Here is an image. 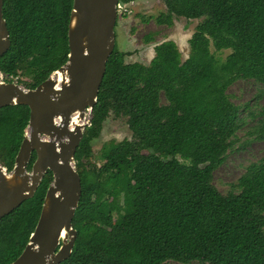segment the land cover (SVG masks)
<instances>
[{"label":"trees","instance_id":"trees-1","mask_svg":"<svg viewBox=\"0 0 264 264\" xmlns=\"http://www.w3.org/2000/svg\"><path fill=\"white\" fill-rule=\"evenodd\" d=\"M163 1L165 11L142 20L172 26L175 17L202 18L189 56L182 60L178 44L165 40L149 64L128 63L132 52L115 45L76 152L83 188L76 244L59 264H264V157L228 192L214 182L245 123L230 86L241 79L264 85V0ZM73 2L4 0L11 46L0 70L7 81L20 76L35 88L67 62ZM212 46L231 51L220 61ZM112 113L127 119L133 135L106 144L98 165L92 142ZM29 119L27 105L0 108V162L9 171ZM256 133L264 140V114ZM52 180L49 170L32 198L0 218V264L24 250Z\"/></svg>","mask_w":264,"mask_h":264},{"label":"water","instance_id":"water-1","mask_svg":"<svg viewBox=\"0 0 264 264\" xmlns=\"http://www.w3.org/2000/svg\"><path fill=\"white\" fill-rule=\"evenodd\" d=\"M119 0H74L69 22V58L35 88L5 80L0 70V108L27 105L30 119L14 168L0 162V218L32 198L47 171L53 180L41 214L20 256L10 264H59L77 239L73 219L82 196L76 152L91 126L94 107L116 45ZM11 46L0 0V57ZM85 123L74 124V117ZM37 158L28 170L33 153ZM14 177V180H10Z\"/></svg>","mask_w":264,"mask_h":264},{"label":"rangeland","instance_id":"rangeland-1","mask_svg":"<svg viewBox=\"0 0 264 264\" xmlns=\"http://www.w3.org/2000/svg\"><path fill=\"white\" fill-rule=\"evenodd\" d=\"M132 3L133 12L131 16L122 17L119 15L116 26V44L119 49L132 52L131 55L126 56V62L149 64L155 56L154 47L156 43L165 40H174L181 51L182 60L187 59L190 53L189 39L202 18L175 17L172 26H160L154 20L143 21L140 15H158L160 12L165 11L166 5L163 0H134ZM152 33L155 41L147 43L145 36ZM211 49L220 61H223L231 51V49L217 51L214 46ZM20 78L19 76V80ZM25 79L28 80L29 78L25 77ZM263 89L264 85L254 80L241 79L232 84L228 90L231 99L242 107L245 123L238 133L235 147L229 151L226 161L215 172L214 182L223 193L229 191L231 185L244 173L250 162L264 157V140L254 139L257 134L258 119L264 114ZM132 135L133 132L127 123V119L125 117H115L112 113L104 122L100 136L92 142L94 155L91 161H96L98 165H101L100 150L106 144L112 139H131ZM245 144L246 148H243ZM174 264L184 263L174 262ZM189 264L199 263L192 262Z\"/></svg>","mask_w":264,"mask_h":264},{"label":"built area","instance_id":"built-area-1","mask_svg":"<svg viewBox=\"0 0 264 264\" xmlns=\"http://www.w3.org/2000/svg\"><path fill=\"white\" fill-rule=\"evenodd\" d=\"M133 1L131 2H124V1H120L117 4V12H118V16H131L132 12H133ZM3 77L5 78L4 74L2 73ZM14 82H18L19 80V76H13L12 77ZM6 80V79H5Z\"/></svg>","mask_w":264,"mask_h":264},{"label":"bare ground","instance_id":"bare-ground-1","mask_svg":"<svg viewBox=\"0 0 264 264\" xmlns=\"http://www.w3.org/2000/svg\"><path fill=\"white\" fill-rule=\"evenodd\" d=\"M88 119V116H86L84 119H82L80 116L76 115L74 117V124H82L85 123ZM10 180H14V177H10Z\"/></svg>","mask_w":264,"mask_h":264},{"label":"flooded vegetation","instance_id":"flooded-vegetation-1","mask_svg":"<svg viewBox=\"0 0 264 264\" xmlns=\"http://www.w3.org/2000/svg\"><path fill=\"white\" fill-rule=\"evenodd\" d=\"M33 167V166H32ZM29 170V169H28ZM32 170V169H31ZM48 172V171H47ZM46 176V175H45ZM44 179V178H43Z\"/></svg>","mask_w":264,"mask_h":264},{"label":"crops","instance_id":"crops-1","mask_svg":"<svg viewBox=\"0 0 264 264\" xmlns=\"http://www.w3.org/2000/svg\"><path fill=\"white\" fill-rule=\"evenodd\" d=\"M152 60V59H151ZM142 63V62H141ZM145 64V63H144Z\"/></svg>","mask_w":264,"mask_h":264}]
</instances>
